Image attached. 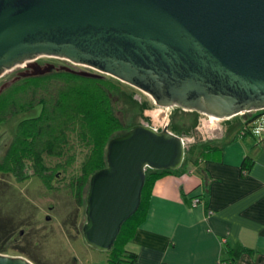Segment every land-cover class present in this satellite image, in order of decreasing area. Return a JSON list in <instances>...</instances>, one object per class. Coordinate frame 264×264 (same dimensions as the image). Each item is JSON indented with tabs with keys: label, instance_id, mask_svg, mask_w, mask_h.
Listing matches in <instances>:
<instances>
[{
	"label": "water",
	"instance_id": "1",
	"mask_svg": "<svg viewBox=\"0 0 264 264\" xmlns=\"http://www.w3.org/2000/svg\"><path fill=\"white\" fill-rule=\"evenodd\" d=\"M64 59L147 93L166 116L174 106L214 119L264 108V0H0V77L43 75ZM217 122V121H216ZM183 134L137 124L112 137L106 165L86 195L83 236L111 250L141 202L148 169L176 170L190 147ZM0 264H35L0 252Z\"/></svg>",
	"mask_w": 264,
	"mask_h": 264
},
{
	"label": "crops",
	"instance_id": "2",
	"mask_svg": "<svg viewBox=\"0 0 264 264\" xmlns=\"http://www.w3.org/2000/svg\"><path fill=\"white\" fill-rule=\"evenodd\" d=\"M234 122H216L224 132L196 143L193 168L154 182L146 218L125 245L133 264H264V139L231 130Z\"/></svg>",
	"mask_w": 264,
	"mask_h": 264
},
{
	"label": "trees",
	"instance_id": "3",
	"mask_svg": "<svg viewBox=\"0 0 264 264\" xmlns=\"http://www.w3.org/2000/svg\"><path fill=\"white\" fill-rule=\"evenodd\" d=\"M116 92H121L119 83L110 75L93 77L61 68L43 75L20 77L0 91V123L14 120L21 114L14 124V127L17 125V134L11 142V168L14 169V165L19 168L21 182L33 174L45 180V170L48 169L45 156L64 154L66 143L74 134L89 149L75 182L80 202L88 189L91 175L106 165L109 140L118 135L119 130L125 129L115 113L113 93ZM243 116L242 122L243 119L250 122L257 115L251 111ZM14 146L15 149L19 147L17 156L14 155ZM202 147L205 149L208 144ZM70 158L74 159V155ZM186 164L187 159L182 167ZM29 167L33 168L32 175L28 173ZM182 167L146 171L140 205L122 223L110 250L112 263L133 264L136 261L137 254L127 250L125 245L146 218L152 186L159 177L181 171ZM9 230L8 224L0 225V236L8 235ZM7 238L0 239L2 253L9 250L6 243L12 240Z\"/></svg>",
	"mask_w": 264,
	"mask_h": 264
},
{
	"label": "rangeland",
	"instance_id": "4",
	"mask_svg": "<svg viewBox=\"0 0 264 264\" xmlns=\"http://www.w3.org/2000/svg\"><path fill=\"white\" fill-rule=\"evenodd\" d=\"M40 60L73 67L70 62L60 58L43 56ZM73 68L84 69L80 65H75ZM18 70L23 68H17L0 77V87L3 83L12 80ZM116 81L119 83L121 92L113 93L115 113L125 126V129L117 132L119 135L141 121H147L145 119H148L146 117H149V112L145 113L144 109L157 111L160 107L150 99L147 93L126 82L118 79ZM165 111L169 115V130L181 135L187 133L185 136L190 135L191 130L198 127L203 119L209 118L208 115L198 111L185 110L177 106ZM19 116L21 114L14 120H9L8 124L6 123L8 129L2 133L0 140L2 137L12 135L14 124ZM242 118L243 116L237 115L232 120H228L235 121L231 125L228 123L230 129L242 128L244 124ZM75 136L70 135L64 154L45 156L51 175L45 176L44 184L38 176L34 175L20 182L18 185L20 189L16 187L10 192L9 190L3 192L0 188V225L10 226L8 235H1L0 239L8 237L12 240L6 243L9 250L4 253L25 256L35 264H114L110 261L112 257L110 250L95 249L87 244L83 236L88 189L79 202L75 182L81 174L80 166L89 149ZM189 146L185 156L188 165L186 164L182 169L193 168L201 150V145L192 144L191 141ZM71 155H74V159L70 158ZM28 165L30 166V163ZM32 172L33 168L29 167L28 173L32 175Z\"/></svg>",
	"mask_w": 264,
	"mask_h": 264
},
{
	"label": "flooded vegetation",
	"instance_id": "5",
	"mask_svg": "<svg viewBox=\"0 0 264 264\" xmlns=\"http://www.w3.org/2000/svg\"><path fill=\"white\" fill-rule=\"evenodd\" d=\"M36 61L40 64H46V63L54 64L55 68H53L52 70L59 69L61 65L69 66L67 64H60L58 62H49V61L44 62V61L40 60V58H38ZM66 62H68V61H66ZM144 112L145 113L149 112V117H146L148 119H145V120H147L145 122H148L149 124L155 125L158 128L163 127L166 123H168V126H170V121L168 119L169 115H168L167 111H166V116H163L164 114H163V111L161 108L158 109L157 111H150L148 109H144ZM10 121H12V119H10ZM10 121H3L0 123V137H1L2 133L8 129L7 124ZM145 122L141 121V123H145ZM226 127H227V125H224L223 123H216L214 121H211L210 118L206 117L205 119H203V121L200 123V125L198 127L191 130L190 135L188 134L186 136V138L188 139V142L191 141L192 144L197 143L199 141L209 142V140H212L215 136L224 132ZM13 130L14 131L12 132V135L10 134V136H8L6 138L2 137L0 140V175H2V178H0V188L3 189V190H1L3 192L5 190H6V192H7V190H9V192H10V191H12V189L15 190L16 187L18 189H20V187L18 186L21 182L20 176H19L20 170L16 165H14L15 166L14 169L11 168V161H12L11 142H12L13 138L15 137V135L17 134V125L14 127ZM15 146H14V150H15L14 155L17 156L18 151H19V147L17 146V148L15 149ZM34 175L35 174H33V176ZM49 175H51V170L46 169L45 170V176H49ZM36 176H38L41 179L42 184H44L43 178H41L39 175H36ZM1 195H2V193H1ZM9 202H10V200H9ZM46 217H48V215Z\"/></svg>",
	"mask_w": 264,
	"mask_h": 264
},
{
	"label": "built area",
	"instance_id": "6",
	"mask_svg": "<svg viewBox=\"0 0 264 264\" xmlns=\"http://www.w3.org/2000/svg\"><path fill=\"white\" fill-rule=\"evenodd\" d=\"M166 109H168V108H166ZM247 112H251V111H247ZM247 112H244V113L239 114V115L243 116ZM253 112H256V115H257L256 118L250 122L245 121L243 119L244 124H243L242 129H241V134L243 136L251 134V135L258 137L259 139H264V108L260 109V110H254ZM209 118L211 121L221 122L224 120L232 119L234 117L228 118V119H220V118L214 119L213 117L209 116ZM243 118H244V116H243ZM201 202H202L201 198L195 197L193 200V205L197 206Z\"/></svg>",
	"mask_w": 264,
	"mask_h": 264
}]
</instances>
